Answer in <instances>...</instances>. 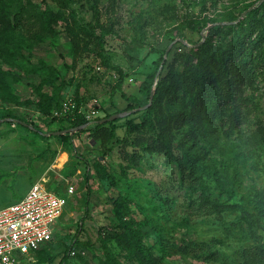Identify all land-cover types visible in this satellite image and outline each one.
Listing matches in <instances>:
<instances>
[{"label": "rangeland", "instance_id": "374dc122", "mask_svg": "<svg viewBox=\"0 0 264 264\" xmlns=\"http://www.w3.org/2000/svg\"><path fill=\"white\" fill-rule=\"evenodd\" d=\"M32 2L36 11L45 10L46 5L60 11L52 0ZM69 2L71 8L62 11L87 30L76 51L61 22L55 26L56 36L41 42L25 37L0 56L3 78L18 102L0 99V120H11L0 123V179H6L0 187L4 196L0 209L17 203L43 181L68 200L53 243L46 246L44 256L33 254L26 264H60L81 223L83 232L67 264H141L128 258L125 248L114 240L107 241L114 231L122 230L123 222L115 212L117 200L124 201L123 221L133 222L142 234L153 258L148 264H264V133H259L264 126V81L256 93L258 118L241 131L227 126L215 132L208 120L183 127L176 123L177 117L165 121L173 128L170 138L175 156L180 161L194 160L193 176L187 171L184 180L175 160L167 162L160 154L142 155L130 167L117 143L96 140L90 131L71 135L68 122L53 120L62 119L54 117L55 110L47 116L37 107V91H41L62 103L75 102L79 96L85 112L93 106L97 109L91 122L125 113L128 104L117 90L119 76L103 66L97 53L127 75L122 91L142 98L139 88L155 72L160 58H165L164 51L171 48L175 54L201 43L209 35L205 32L209 26L227 25L218 21L231 13L244 14L261 5V0ZM226 39L230 36L223 32L212 40L225 44ZM166 59L170 63L173 55ZM159 67L158 75L163 66ZM167 73L166 68L163 76ZM191 99L179 109L194 113ZM149 104L128 111L131 119L140 122L142 115L136 113ZM127 121L123 118L117 123L121 140L134 138L126 132ZM61 132L72 137L71 143L46 136ZM125 150L136 152L132 146ZM70 186L74 187L72 195L67 192ZM48 258L53 263L42 261Z\"/></svg>", "mask_w": 264, "mask_h": 264}, {"label": "trees", "instance_id": "16d2710c", "mask_svg": "<svg viewBox=\"0 0 264 264\" xmlns=\"http://www.w3.org/2000/svg\"><path fill=\"white\" fill-rule=\"evenodd\" d=\"M52 1L57 4L60 11L54 12L48 5L45 10L36 11L32 0H0V40L6 44L0 43V56H2V51L5 53L10 51L9 45L25 37L32 42H41L44 37L56 36L55 26L61 22L66 24V30L71 36L73 51L80 47V41H83L81 34H87V30L81 27L71 15L68 18L66 12L62 11L71 8L69 0ZM43 2L46 4V0ZM249 7L247 6L244 10ZM241 15L242 11L237 15L233 13L225 15L218 22L229 24L211 28L203 43H197L191 47L186 46L182 52L178 51L175 54L170 51L168 56L173 55L170 63L164 56L161 57L155 72L148 74L139 88L142 98L134 95L128 96L123 92L122 86L127 75L121 68L113 67L104 56L97 53L103 61V66L115 70L119 76L117 90L121 92L122 98L128 104L124 112L147 105L155 89L152 104L146 110L136 113L142 115L140 122H135L131 116L124 118L128 120L126 132L129 136L134 135V138L121 140L117 137V123L123 119L100 124V121L109 118L111 114L97 122L87 120L85 115L78 114V112L73 116L53 120L66 121L72 129L91 124L77 133L90 131L96 140H103L108 145L117 143L124 149V158L129 161L130 167L134 166L138 159L143 158L142 155L147 157L160 154L166 158L167 162L172 160L178 162L181 180L185 179L187 171H190L189 176H193L191 173L195 166L194 160L187 158L180 161L174 154L170 138L173 128H168L165 122L170 119V116L172 119L178 118L176 123L180 127L191 122L197 124L201 120H208L215 132L227 126L235 131H241L251 126V123L258 118L260 104L256 93L260 82L264 81V2L238 21ZM223 32L229 35L230 39H226L225 44H215L212 40L213 35ZM5 46L9 47L3 48ZM88 48L89 45L85 47V49ZM166 52L167 50L164 54ZM161 65L163 68L158 75ZM166 68L168 73L163 76ZM180 69L183 70L182 73ZM37 93L39 96L37 107L44 115L50 116L53 110L61 108L62 102H56L54 98H49L41 91ZM191 96L194 113L180 110L179 106L186 105ZM0 99L7 103L17 102V97L7 86L1 70ZM144 100L146 102L143 103ZM74 101L78 108L85 103L79 96ZM199 129L201 131V128ZM33 131L37 133L35 129ZM259 133H264V126L260 128ZM225 134L231 135L228 131H225ZM56 137L64 143H71L72 140L70 135ZM42 138L47 139L43 135ZM129 146L134 147L136 152H127L125 149ZM112 150L111 146L108 147V151ZM57 193L62 195L60 192ZM123 202L117 200L115 206V212L123 222L121 233L114 231L111 236L107 237V241L114 240L125 248L131 260L148 264L153 261V258L143 242L141 232L134 228L133 222L123 221L125 213ZM211 205L214 209L220 208L219 204ZM82 232L83 224L81 223L73 238V245L65 252L60 264L68 263L70 252L77 244ZM53 241L54 239L36 251L35 255L44 256L46 246L52 244ZM42 261L53 263V258Z\"/></svg>", "mask_w": 264, "mask_h": 264}, {"label": "built area", "instance_id": "2783aa9c", "mask_svg": "<svg viewBox=\"0 0 264 264\" xmlns=\"http://www.w3.org/2000/svg\"><path fill=\"white\" fill-rule=\"evenodd\" d=\"M82 105L64 102L54 117L73 116L76 112L94 119L97 109L93 106L85 112ZM74 194V187L67 189ZM68 206L65 196L47 186V182L35 183L23 199L0 209V264H26L33 254L51 242L60 219Z\"/></svg>", "mask_w": 264, "mask_h": 264}, {"label": "water", "instance_id": "95a60500", "mask_svg": "<svg viewBox=\"0 0 264 264\" xmlns=\"http://www.w3.org/2000/svg\"><path fill=\"white\" fill-rule=\"evenodd\" d=\"M263 2H264V0H261L260 4L263 3ZM256 7H257V6H253V7L250 8L248 11H246L244 14H242L241 18H240L238 21H240V20H241V19H242L247 13L251 12V11L254 10ZM211 28H213V26H209V27L205 30V32H209ZM204 41H205V36H203V41H202L201 43H203ZM170 50H171V48H168V49H167V52H166V55H165V59L167 58V56H168ZM153 98H154V90H153L152 95H151L150 104H149L148 106L142 108V110H146V109L152 104ZM130 114H131V113H129V112L114 114V115H111L109 118H105V119H103L102 121H100V124H106V123L112 122V121L117 120V119H123V118L128 117ZM6 121H11V120L3 119V120H0V123H4V122H6ZM13 121H14V122H17V123H19V124H23L21 121H15V120H13ZM23 125L27 126L26 124H23ZM86 128H87V125H85V126H81V127H77V128H73V129H71V130H68L67 133H70L71 135H73V134H75V133H77V132H80V131L86 129ZM62 134H64V132L48 134V135H46V136H52V135H54V136L56 135V136H57V135H62Z\"/></svg>", "mask_w": 264, "mask_h": 264}, {"label": "crops", "instance_id": "0c3cea01", "mask_svg": "<svg viewBox=\"0 0 264 264\" xmlns=\"http://www.w3.org/2000/svg\"><path fill=\"white\" fill-rule=\"evenodd\" d=\"M4 180H6V179H4ZM4 180L2 179V181H4ZM2 181H1V179H0V187H4V183H2ZM11 188H12V186H11ZM11 188L9 187V189H11ZM9 189H8L7 194H10ZM30 189H31V188H30ZM30 189H29V190H30ZM28 192H29V191H28ZM28 192H27V193H28ZM27 193H26V194H27ZM3 197H4V196L1 197V195H0V199L3 198ZM14 204H15V203H14Z\"/></svg>", "mask_w": 264, "mask_h": 264}, {"label": "bare ground", "instance_id": "6f19581e", "mask_svg": "<svg viewBox=\"0 0 264 264\" xmlns=\"http://www.w3.org/2000/svg\"><path fill=\"white\" fill-rule=\"evenodd\" d=\"M67 160H68V159H67ZM58 163H59V162H58ZM66 163H67V162H66ZM60 165H61V164H60ZM60 165H59V166H60ZM64 165H65V164H64Z\"/></svg>", "mask_w": 264, "mask_h": 264}]
</instances>
